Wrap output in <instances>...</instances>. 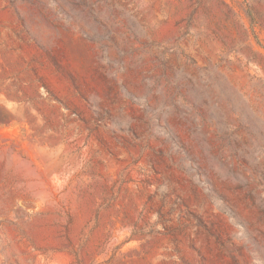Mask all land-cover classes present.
<instances>
[{
  "label": "rangeland",
  "instance_id": "1",
  "mask_svg": "<svg viewBox=\"0 0 264 264\" xmlns=\"http://www.w3.org/2000/svg\"><path fill=\"white\" fill-rule=\"evenodd\" d=\"M0 264H264V0H0Z\"/></svg>",
  "mask_w": 264,
  "mask_h": 264
}]
</instances>
